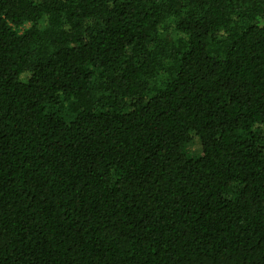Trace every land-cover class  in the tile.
<instances>
[{"label": "trees", "instance_id": "1", "mask_svg": "<svg viewBox=\"0 0 264 264\" xmlns=\"http://www.w3.org/2000/svg\"><path fill=\"white\" fill-rule=\"evenodd\" d=\"M0 264H264V0H0Z\"/></svg>", "mask_w": 264, "mask_h": 264}, {"label": "rangeland", "instance_id": "2", "mask_svg": "<svg viewBox=\"0 0 264 264\" xmlns=\"http://www.w3.org/2000/svg\"><path fill=\"white\" fill-rule=\"evenodd\" d=\"M188 147L190 153L193 155H200L202 153L201 143L198 138H194V140H192Z\"/></svg>", "mask_w": 264, "mask_h": 264}]
</instances>
